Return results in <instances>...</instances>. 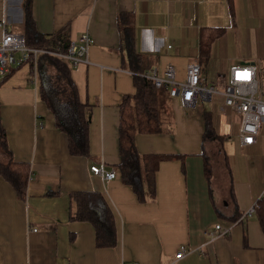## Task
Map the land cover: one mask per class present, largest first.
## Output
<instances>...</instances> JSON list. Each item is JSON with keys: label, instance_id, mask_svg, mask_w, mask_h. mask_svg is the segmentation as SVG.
<instances>
[{"label": "crops", "instance_id": "0c3cea01", "mask_svg": "<svg viewBox=\"0 0 264 264\" xmlns=\"http://www.w3.org/2000/svg\"><path fill=\"white\" fill-rule=\"evenodd\" d=\"M234 7L231 18L225 0H32L38 31L67 25L70 40L83 32L93 38L88 62L70 70L80 101L89 106L90 155L68 152L67 137L53 125L27 64L13 65L0 86V115L14 159L28 163L30 173L23 197L0 176V264H264V233L254 215L255 202L264 196V122L256 141L240 146L235 137L240 116L226 107L219 117L225 132H218L227 139L217 153H225L232 179L220 155L209 187L200 154L203 104L187 114L178 97L159 89L160 118L172 130L138 133L135 143L140 153L179 157L160 162L155 196L143 202L115 167L118 105L136 89L135 73L119 49V13H133L135 48L153 58L156 74L163 76L169 62L179 81L189 62L198 63L201 27L224 28L200 65L201 81L208 85L226 78L235 63L254 64L259 73L264 67V0H234ZM1 21L7 30L23 33L22 0H0ZM3 32L0 25V39ZM91 165L113 170L115 177L94 174ZM72 191L105 195L114 212L116 246L97 247L93 226L69 219ZM251 206L253 214L240 218ZM218 221L230 224L228 234L207 232ZM181 244L186 251L176 259Z\"/></svg>", "mask_w": 264, "mask_h": 264}, {"label": "trees", "instance_id": "16d2710c", "mask_svg": "<svg viewBox=\"0 0 264 264\" xmlns=\"http://www.w3.org/2000/svg\"><path fill=\"white\" fill-rule=\"evenodd\" d=\"M227 12L232 18L235 14L234 0H225ZM32 0H22L24 15L23 34L28 47L46 48L65 53L69 46L67 25L51 33L37 30L31 11ZM118 25L121 29L122 44L119 49L124 51L128 68L135 73L133 78L135 92L124 94L118 105V153L119 162L115 165L121 181L128 185L136 199L143 202L155 196V176L161 161L175 154L140 153L135 143L137 133L158 134L172 130L161 121L158 106V89L152 80L144 73L153 68V58L148 54L139 53L135 48V17L131 12H121L118 15ZM222 27H201L199 32L200 54L198 63L209 60L210 46L213 40L223 33ZM32 57L19 65L27 64L32 73ZM71 68L67 63L54 54L43 53L36 60L37 93L40 101L50 111L53 125L67 137V149L71 155L88 156L89 153V106L79 99L77 86L72 79ZM8 75V74H7ZM0 78V86L6 76ZM264 83V67L261 71ZM225 78H220L224 85ZM201 157L205 179L210 184L215 172L218 151L227 139L226 134L217 130L219 116L211 110L201 113ZM214 142L217 145H212ZM212 145L214 149L211 148ZM221 155V154H220ZM225 169L229 172L227 158L221 155ZM29 165L14 159L12 150L7 143L6 130L0 115V176L6 180L19 197H23L27 187ZM233 193V194H232ZM230 197L236 207V196L229 190ZM70 202L74 206L69 219L89 222L95 231L97 247H112L118 242L114 212L105 197L99 191H72L69 193ZM236 208L235 216L239 217ZM254 215L259 221L264 233V196L255 202ZM236 218V217H233Z\"/></svg>", "mask_w": 264, "mask_h": 264}, {"label": "built area", "instance_id": "2783aa9c", "mask_svg": "<svg viewBox=\"0 0 264 264\" xmlns=\"http://www.w3.org/2000/svg\"><path fill=\"white\" fill-rule=\"evenodd\" d=\"M4 32L0 39V76L9 73L13 65H19L32 57V73L29 80L37 83L36 60L40 54L50 53L63 59L71 68L78 63H87V51L93 43V38L88 32L81 33L76 39L70 40L67 52L61 53L46 48L28 47L25 36L21 32L10 31L5 28V22H0ZM167 47H171L168 44ZM164 75L158 76L154 68L148 69L144 76L153 81L155 87L166 89L169 96L178 97L187 114L193 113L201 100H212L213 94H221V112L229 107L231 111L240 116L239 129L236 139L240 146L250 145L256 141L260 125L264 122V83L257 67L250 63H235L229 67L222 91H218L216 84H203L201 81V67L197 62H189L185 68L183 80L175 79V70L167 62L163 67ZM262 71V70H261ZM258 94V96H257ZM90 170L105 179L115 177L113 170H106L102 165H91ZM254 206L244 212L240 218L252 215ZM230 224L218 221L214 228L208 231L210 235H226L230 232ZM185 246L181 244L175 258L179 259L185 254ZM20 264H27L22 262Z\"/></svg>", "mask_w": 264, "mask_h": 264}, {"label": "rangeland", "instance_id": "374dc122", "mask_svg": "<svg viewBox=\"0 0 264 264\" xmlns=\"http://www.w3.org/2000/svg\"><path fill=\"white\" fill-rule=\"evenodd\" d=\"M261 10L262 11H264V7L263 8H261ZM211 76H214V78L216 77V75H210V77ZM220 78L219 77H217L216 78V82H214V84H216V89L218 90V91H222V89H223V86L220 84ZM210 84V83H209ZM257 96H258V94H257ZM199 103H202L203 105V108L205 109V110H208V109H211V110H213L215 113H216V115L217 116H219L221 119H222V117L224 118V114H223V112H221L220 111V109H219V106H220V104L222 103V101H220V94H217V93H214L213 94V98H212V100H201V101H199ZM199 105V104H198ZM201 117V116H200ZM173 128V132H175V126L174 127H172ZM217 130L218 131H220L221 133L222 132H225V129H224V127H223V122H222V124H221V122H219V124H217ZM167 131V130H166ZM138 134V133H137ZM212 145H217V147L215 148V150L216 149H218V143H213ZM212 145H210L211 146V148L212 149H214V147L212 146ZM218 156L220 157V154H218L217 153V155H216V157L218 158ZM217 164V163H216ZM217 166V165H216Z\"/></svg>", "mask_w": 264, "mask_h": 264}, {"label": "water", "instance_id": "95a60500", "mask_svg": "<svg viewBox=\"0 0 264 264\" xmlns=\"http://www.w3.org/2000/svg\"><path fill=\"white\" fill-rule=\"evenodd\" d=\"M90 119V115L88 114V120Z\"/></svg>", "mask_w": 264, "mask_h": 264}, {"label": "bare ground", "instance_id": "6f19581e", "mask_svg": "<svg viewBox=\"0 0 264 264\" xmlns=\"http://www.w3.org/2000/svg\"><path fill=\"white\" fill-rule=\"evenodd\" d=\"M233 194V193H232ZM233 199V198H232Z\"/></svg>", "mask_w": 264, "mask_h": 264}]
</instances>
